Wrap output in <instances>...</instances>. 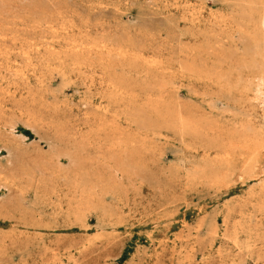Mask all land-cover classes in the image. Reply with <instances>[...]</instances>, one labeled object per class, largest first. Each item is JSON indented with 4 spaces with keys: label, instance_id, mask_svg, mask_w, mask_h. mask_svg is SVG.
<instances>
[{
    "label": "rangeland",
    "instance_id": "rangeland-1",
    "mask_svg": "<svg viewBox=\"0 0 264 264\" xmlns=\"http://www.w3.org/2000/svg\"><path fill=\"white\" fill-rule=\"evenodd\" d=\"M263 19L0 0V264H264Z\"/></svg>",
    "mask_w": 264,
    "mask_h": 264
},
{
    "label": "bare ground",
    "instance_id": "bare-ground-1",
    "mask_svg": "<svg viewBox=\"0 0 264 264\" xmlns=\"http://www.w3.org/2000/svg\"><path fill=\"white\" fill-rule=\"evenodd\" d=\"M263 24H264V19H263ZM262 24V25H263ZM264 81V80H263ZM260 85H258V87H259ZM262 86H263V84H262ZM261 86V87H262ZM257 88V87H256ZM258 89H260V88H258ZM257 89V90H258ZM260 91V90H259ZM259 91H258V95H259ZM260 93H262V91H260ZM255 95H256V93H255ZM257 95V96H258ZM261 95V94H260ZM262 98H261V96H260V99H258V98H256V101H257V104H258V107H260V111H261V113H263L264 112V108H263V106L261 105V103L259 102L260 100H261ZM260 104V105H259Z\"/></svg>",
    "mask_w": 264,
    "mask_h": 264
}]
</instances>
